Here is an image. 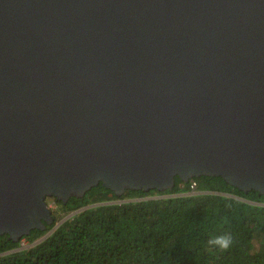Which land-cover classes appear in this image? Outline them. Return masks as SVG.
<instances>
[{"label":"water","instance_id":"obj_1","mask_svg":"<svg viewBox=\"0 0 264 264\" xmlns=\"http://www.w3.org/2000/svg\"><path fill=\"white\" fill-rule=\"evenodd\" d=\"M201 175L264 193V0H0V235Z\"/></svg>","mask_w":264,"mask_h":264},{"label":"trees","instance_id":"obj_2","mask_svg":"<svg viewBox=\"0 0 264 264\" xmlns=\"http://www.w3.org/2000/svg\"><path fill=\"white\" fill-rule=\"evenodd\" d=\"M53 199L44 230L16 242L0 235V264H264V195L220 176H175L171 189L120 195L99 183L82 197ZM223 233L233 237L228 250L207 244Z\"/></svg>","mask_w":264,"mask_h":264},{"label":"clouds","instance_id":"obj_3","mask_svg":"<svg viewBox=\"0 0 264 264\" xmlns=\"http://www.w3.org/2000/svg\"><path fill=\"white\" fill-rule=\"evenodd\" d=\"M207 244L214 246L218 250L225 251L232 246L233 237L229 233L210 235Z\"/></svg>","mask_w":264,"mask_h":264},{"label":"rangeland","instance_id":"obj_4","mask_svg":"<svg viewBox=\"0 0 264 264\" xmlns=\"http://www.w3.org/2000/svg\"><path fill=\"white\" fill-rule=\"evenodd\" d=\"M190 192H194V191H190ZM262 195H264V193H263ZM46 202H47V204H48V206H49V208H50L51 210H56V209H58L57 206H56V204H55V201H54L53 197H48V198H46ZM71 214H72V213L66 215L64 218L68 217L69 215L71 216ZM64 218H62V219L60 220V222H61ZM58 223H59V222H58ZM21 243H22V246H25V245H26V242H25L24 240H22Z\"/></svg>","mask_w":264,"mask_h":264},{"label":"built area","instance_id":"obj_5","mask_svg":"<svg viewBox=\"0 0 264 264\" xmlns=\"http://www.w3.org/2000/svg\"><path fill=\"white\" fill-rule=\"evenodd\" d=\"M195 188H196V183L193 181V182H191V184H190V191H194Z\"/></svg>","mask_w":264,"mask_h":264}]
</instances>
